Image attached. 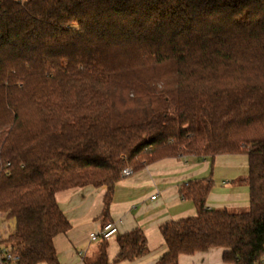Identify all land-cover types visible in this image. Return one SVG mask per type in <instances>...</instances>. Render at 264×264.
Wrapping results in <instances>:
<instances>
[{
	"label": "trees",
	"instance_id": "trees-1",
	"mask_svg": "<svg viewBox=\"0 0 264 264\" xmlns=\"http://www.w3.org/2000/svg\"><path fill=\"white\" fill-rule=\"evenodd\" d=\"M227 155L248 158L247 211L210 209L212 177L183 184L196 216L160 228L158 264L264 256V0H0V221L16 222L1 261L60 264L62 192L106 188L104 227L125 169ZM117 242L86 264L149 252L141 230Z\"/></svg>",
	"mask_w": 264,
	"mask_h": 264
},
{
	"label": "crops",
	"instance_id": "crops-1",
	"mask_svg": "<svg viewBox=\"0 0 264 264\" xmlns=\"http://www.w3.org/2000/svg\"><path fill=\"white\" fill-rule=\"evenodd\" d=\"M227 157L237 158L229 155L217 158ZM217 158L214 164L195 157L166 159L134 172L131 177L122 178L114 187L110 207V224L116 226L118 234L108 240L109 262L113 263L119 255L118 236L141 230L147 239L148 254L135 262L122 264H158L167 251L160 228L168 222L196 216L194 204L180 196L181 186L189 181L212 177L214 188L208 198L210 209H248L249 188L239 182L245 177H238L234 172L226 179L221 177L222 174L219 177L216 172ZM219 178H222L221 182ZM106 191V188L87 187L57 195L59 208L71 224L67 234L54 240L60 264L96 261L101 243L91 242L90 236L103 228ZM153 197L156 199L152 200ZM10 224L11 231L15 230L16 222ZM222 254V250L215 249L192 256L182 255L179 264H225Z\"/></svg>",
	"mask_w": 264,
	"mask_h": 264
},
{
	"label": "rangeland",
	"instance_id": "rangeland-1",
	"mask_svg": "<svg viewBox=\"0 0 264 264\" xmlns=\"http://www.w3.org/2000/svg\"><path fill=\"white\" fill-rule=\"evenodd\" d=\"M237 158H232V157H227L224 159L221 158H217L216 161V172L219 175L222 174L221 177H223V179H226L227 175L232 176L233 172L234 175H237L238 177H247L248 173H249V168H248V162H244V160H246V156L245 155H238L236 156ZM130 169L133 170V167H129ZM230 172V173H229ZM229 173V174H228ZM220 177V176H219ZM222 181V178H219V182ZM239 184V183H237ZM231 212L234 213H241V212H245L247 211V209H229ZM12 223L15 222V220H6L3 221L2 224H7V223ZM16 228V227H15ZM15 230L11 231V229H9V231H5L4 233H2V239H7V237L11 234L14 233ZM96 256V255H95ZM98 258V254L95 257V259Z\"/></svg>",
	"mask_w": 264,
	"mask_h": 264
},
{
	"label": "built area",
	"instance_id": "built-area-1",
	"mask_svg": "<svg viewBox=\"0 0 264 264\" xmlns=\"http://www.w3.org/2000/svg\"><path fill=\"white\" fill-rule=\"evenodd\" d=\"M134 171L130 168L125 169L122 172V178H128L131 177L133 175ZM156 197H153L152 200H155ZM9 229H11V224L8 222L7 224H2V222L0 221V236H2V233H4L5 231H9ZM118 234V229L116 228L115 225L112 224H108L106 226H104L102 228V230L99 233H93L90 236V240L91 242H98L100 240H105L108 241L111 238L115 237ZM4 258L6 259L4 262L0 260V264H6L7 262H14L17 259L9 252H7L4 256ZM255 264H264V256L263 258L255 263Z\"/></svg>",
	"mask_w": 264,
	"mask_h": 264
}]
</instances>
